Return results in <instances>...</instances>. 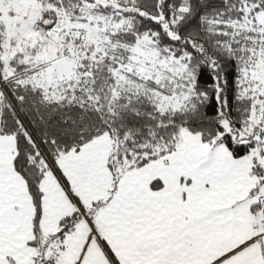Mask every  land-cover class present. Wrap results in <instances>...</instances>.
Segmentation results:
<instances>
[{
  "label": "snow or ice",
  "instance_id": "1",
  "mask_svg": "<svg viewBox=\"0 0 264 264\" xmlns=\"http://www.w3.org/2000/svg\"><path fill=\"white\" fill-rule=\"evenodd\" d=\"M0 264H264V0H0Z\"/></svg>",
  "mask_w": 264,
  "mask_h": 264
}]
</instances>
